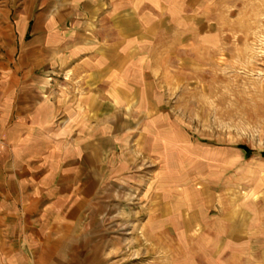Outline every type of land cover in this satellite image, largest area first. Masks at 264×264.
<instances>
[{
  "label": "crops",
  "instance_id": "obj_1",
  "mask_svg": "<svg viewBox=\"0 0 264 264\" xmlns=\"http://www.w3.org/2000/svg\"><path fill=\"white\" fill-rule=\"evenodd\" d=\"M205 7L0 1V264H115L118 231L147 228L132 204L151 185L134 156L170 132L163 79L178 77L180 38L209 34ZM153 197L172 229L202 225L199 211L163 202L156 189ZM237 214L218 218L232 239L243 228ZM249 214L258 229L264 215Z\"/></svg>",
  "mask_w": 264,
  "mask_h": 264
},
{
  "label": "rangeland",
  "instance_id": "obj_2",
  "mask_svg": "<svg viewBox=\"0 0 264 264\" xmlns=\"http://www.w3.org/2000/svg\"><path fill=\"white\" fill-rule=\"evenodd\" d=\"M207 6L209 34L180 38L178 77L163 79L170 132L161 148L134 156L151 188L132 207L149 224L118 231L115 264H264V220L257 229L249 214L264 215V0ZM155 189L163 202L199 211L202 225L172 229L171 217L153 213ZM235 211L243 228L232 239L218 218L228 212L233 222Z\"/></svg>",
  "mask_w": 264,
  "mask_h": 264
}]
</instances>
